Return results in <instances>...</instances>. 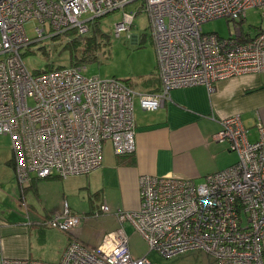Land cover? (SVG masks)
<instances>
[{
	"label": "built area",
	"instance_id": "2783aa9c",
	"mask_svg": "<svg viewBox=\"0 0 264 264\" xmlns=\"http://www.w3.org/2000/svg\"><path fill=\"white\" fill-rule=\"evenodd\" d=\"M140 1L136 13L125 7ZM257 9L261 26L254 35L242 28L246 13ZM123 11L116 37L130 31L140 11L149 17L160 90L137 93L115 80L87 78L72 66L30 73L23 52L30 45L60 37L83 36L89 26ZM86 17V18H85ZM226 19L234 33L221 38L203 33L204 23ZM35 22L30 39L25 25ZM135 42L138 39L135 38ZM264 78V0H0V136H10L15 178L23 189L31 177L88 175L101 167L103 143L115 156L135 152L134 100L143 111L163 107L172 90L213 85L233 77ZM250 143L239 116L220 123L212 137L226 143L237 162L195 184L189 179L143 175L138 179L139 208L118 211L149 250L170 260L200 252L215 264H264V127ZM109 213L100 206L95 217ZM80 218L67 204L45 224L72 235ZM0 264H150L134 259L123 230L106 234L97 247L71 236L56 263L5 258Z\"/></svg>",
	"mask_w": 264,
	"mask_h": 264
},
{
	"label": "crops",
	"instance_id": "0c3cea01",
	"mask_svg": "<svg viewBox=\"0 0 264 264\" xmlns=\"http://www.w3.org/2000/svg\"><path fill=\"white\" fill-rule=\"evenodd\" d=\"M245 31L251 36L258 31V27H248ZM135 38L137 37L132 36L133 43H136ZM150 66L151 71L145 75L146 78L141 85L131 84L137 93H153L160 90L157 63ZM125 84L130 86L128 83ZM233 116H239L243 126L248 130V141L250 143L257 141L256 124L260 122L264 127L262 75H245L218 81L213 85L212 92H208L204 86L175 89L170 92L163 107L151 112L143 111L136 98L134 154L118 158L112 149L106 151L108 153L102 151L101 167L85 179L83 176H70L64 179L53 176L39 180L32 176L23 196L21 189H18L20 199L17 203L13 201V204H20L21 198L28 194L26 192H33L39 197L43 194L48 198L58 192L61 193L62 203L59 202L50 209L51 214L46 217L47 219L40 218L35 221L33 218L31 222L29 210L28 222L11 208H8L9 214L1 213L0 236L3 256L10 259L56 263L68 246L71 236L91 247H97L106 234L123 228L128 237L132 257L145 258L152 264L147 256L141 255L134 247L135 242L139 243L141 237L131 225L120 224L115 213L138 210L140 176H169L189 179L195 184H200L207 175L223 171L235 164L237 157L229 150L228 144L212 140L220 130V123ZM7 163L15 179L12 159ZM73 179L83 180L82 189H86L89 197L91 196L90 210L84 213L90 217L77 216L65 201L67 193L76 188L71 183ZM7 192L18 198L16 189L12 191L8 189ZM92 195L95 199H92ZM46 202L47 198L44 200V203ZM64 203L80 218L72 235L61 233L45 224L49 218L62 212ZM102 205L108 206L109 213L94 217ZM169 264H215V262L200 252H189L173 258Z\"/></svg>",
	"mask_w": 264,
	"mask_h": 264
},
{
	"label": "rangeland",
	"instance_id": "374dc122",
	"mask_svg": "<svg viewBox=\"0 0 264 264\" xmlns=\"http://www.w3.org/2000/svg\"><path fill=\"white\" fill-rule=\"evenodd\" d=\"M140 7L141 2L136 1L125 7L124 12L136 13ZM122 13L123 11H115L95 20V24L92 23L89 26V32L81 38L90 39L95 35L94 43L96 46H89L92 47L90 49L89 47H85L84 44L79 45L77 51H74L73 48L69 49L66 44L73 40L74 36L43 40L30 45L23 52L22 58L25 67L30 73L45 71L50 66L69 67L71 59H73L72 57L75 54L80 57L81 52L87 48L86 50H88L91 58H88L89 60L87 59L86 62L79 65L82 68L85 67L82 71L83 76L87 78L97 77L102 80L115 79L128 83L129 87L134 89L131 84L141 85L142 81L146 78L145 75L151 71L152 67L150 65L156 63V50L152 39L151 23L145 11H140L137 14L133 26L128 33L125 32L119 37L115 36L114 25L121 20ZM260 26L261 18L259 11L257 9L249 10L246 13L245 22L242 23L241 27L245 30L248 27ZM36 27L38 26L35 22H29L25 25V32L30 39L35 37ZM234 27L233 22H228L226 19H217L204 23L201 28L203 33H214L221 38H228L234 33ZM132 36H136L138 42L133 43ZM135 102L137 103V100ZM111 147L110 141H105L103 143V152L108 153L106 151L112 149ZM10 159H12L10 136H0V187L2 186V189H0V214H3V212L9 214L8 208H11L17 215L25 217L27 222L28 210L31 215L30 222L33 218L35 221L40 218L47 219L46 217L51 214L49 213L50 209L59 202L62 203L61 193L55 192L48 198V196L43 194L39 197L33 192H26L28 194H26L25 198H21L20 204H13V201L17 203L20 196L18 194L19 187L15 184V179L12 177L13 172L7 165ZM88 175H82L83 179ZM74 180H71V183L76 188L67 193L65 201L77 216L83 218L90 217L84 213L90 210L91 196L89 197L86 189H82L84 188L83 180ZM9 182L11 185H9ZM8 189L10 191L16 189L18 198L16 196L12 197L7 192ZM46 198L48 202L44 203ZM92 199H95L94 195H92ZM136 234L139 235L137 232ZM139 237L141 236L139 235ZM135 239L138 240L137 238ZM140 239L139 243L135 242L134 247L141 255L147 256L152 264H169L173 260L164 259L156 252L150 251L146 242L142 238ZM202 254L205 255L204 253Z\"/></svg>",
	"mask_w": 264,
	"mask_h": 264
},
{
	"label": "trees",
	"instance_id": "16d2710c",
	"mask_svg": "<svg viewBox=\"0 0 264 264\" xmlns=\"http://www.w3.org/2000/svg\"><path fill=\"white\" fill-rule=\"evenodd\" d=\"M93 24H95L94 22H93ZM94 33H96V32H94ZM75 38L73 39V40H71L70 42H68L67 44H66V46L70 49V48H73V50L74 51H77V49H78V46L79 45H81V44H84L85 45V47H89V46H96V44L94 43V38H95V35L92 37V38H90V39H82L81 37L82 36H74ZM92 47H89V49L90 48H92ZM87 49V48H86ZM84 50V51H82L81 53V56L80 57H78V56H76V54L74 55V57H72L73 59H71V64H70V66L69 67H72V66H79V65H81V63L83 64L84 62H86L87 61V59L89 58H91V55L90 54H88V50ZM90 51V50H89ZM90 56V57H89ZM88 59V60H89ZM61 68H68V67H53V66H50L49 67V69H47V70H45V71H42V72H38L37 74H39V73H48V72H51V71H53V70H58V69H61ZM36 74V73H35ZM256 142V141H255ZM12 150V149H11ZM134 154V153H133ZM133 154H130V155H126V156H116V157H118V158H125V157H129V156H131V155H133ZM12 162H13V154H12ZM13 166H14V163H13ZM57 177V176H56ZM15 180H16V178H15ZM17 183V182H16ZM18 185V184H17ZM19 189H21L20 187H19ZM25 190H26V187L23 189V191H22V196L24 195V193H25Z\"/></svg>",
	"mask_w": 264,
	"mask_h": 264
}]
</instances>
